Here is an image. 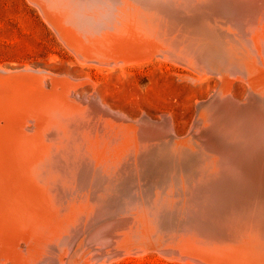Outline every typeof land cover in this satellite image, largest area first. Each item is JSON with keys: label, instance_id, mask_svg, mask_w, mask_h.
Here are the masks:
<instances>
[{"label": "bare ground", "instance_id": "6f19581e", "mask_svg": "<svg viewBox=\"0 0 264 264\" xmlns=\"http://www.w3.org/2000/svg\"><path fill=\"white\" fill-rule=\"evenodd\" d=\"M31 1L43 13L47 12L49 23L78 55L77 58L85 63L124 67L147 60H166L188 71L189 74H179L184 78L194 76L200 82L214 80L216 84L212 92L219 85L221 87L218 71L225 70L231 80V96L223 97L219 88L217 93L213 92L198 101L189 128L196 132L198 139H202L200 141L210 160L208 163L186 160L184 164L189 165L188 168L211 165L209 175L227 177L231 183L239 180L264 185V162L256 157L264 156V100L252 95L245 85L246 71H242L243 63L236 55L242 48L243 51L254 52L260 60L264 58V0H173L168 5L172 18L166 21L161 17L158 27L153 26L165 35L164 43L180 51V54L173 55L146 51L134 44L133 40L126 39L124 28L90 8L85 0ZM238 41L244 43L242 47ZM102 46L116 51L104 52ZM25 67L30 68L28 65ZM39 71V75L45 74L44 70ZM71 76L52 77V81L56 87L72 95L73 90L85 80ZM88 78L85 82H89ZM232 90L239 91L238 97H246L243 104L235 98L237 95ZM83 93L89 96L79 97L85 103L59 107L62 109L58 110L61 125H56L57 129L46 127L52 132L40 134L37 148L29 141H18L12 137L0 144V264H74L78 251L72 254L73 245L68 243V248L63 245L66 236L72 242L76 241L80 234L85 236L96 223L118 214L114 210L118 212L117 209L129 205H143L136 198V191H128L121 186L143 176H134L133 172L139 166L145 168L157 163L158 155L154 157L151 151L157 146L160 151L162 146L172 142L169 137L177 133L172 118L168 113H163L159 120L147 114L139 116L137 119L143 125L159 128L145 132L136 122H131L136 118L131 119L126 113L107 105L94 87ZM8 100L10 104L20 105V98L16 95ZM55 100L52 97L47 101ZM4 102L0 100V109L13 110ZM89 104L100 106L102 112L90 113ZM236 105H246V110L253 109L258 115L251 113L255 119H251L252 116L243 117L239 125L242 132L236 139L227 142L233 147L232 151H228L220 148L217 142L208 141L206 136H211L207 132L209 130L213 129L215 132L212 134H218L225 129L226 118H242L243 112L238 113ZM9 114L16 125L25 127L20 113ZM222 138L225 137H218ZM134 144L139 146L135 148ZM151 157L153 160H148ZM58 175L65 181L66 194L58 202L54 201L55 196L36 199L29 213L32 203L24 201L25 194L29 190L37 194L38 186L60 185L59 180L53 179ZM28 219L35 225L32 226ZM54 221L55 225H52ZM85 226L91 227L84 229ZM102 232L104 230L93 234L96 237ZM93 234L89 235L86 245L95 249V245L100 247L101 243L91 244ZM107 253L96 257L94 264L98 259L116 256Z\"/></svg>", "mask_w": 264, "mask_h": 264}, {"label": "water", "instance_id": "95a60500", "mask_svg": "<svg viewBox=\"0 0 264 264\" xmlns=\"http://www.w3.org/2000/svg\"><path fill=\"white\" fill-rule=\"evenodd\" d=\"M28 1L37 8L42 19L53 30L57 38L70 49L49 23L47 12L43 13L34 2ZM85 1L90 8L96 9L104 18L124 28L126 39L133 40L134 44L140 45L146 51L180 54V51L173 50V46L167 42L164 43V34L159 33L156 27L153 28L157 26L159 18L162 17L166 21L172 18L173 14L168 5L173 0ZM238 42L242 47L244 43ZM102 49L110 53L116 51L108 46H102ZM243 50L240 48L236 55L237 59L243 63L242 71H246L244 72L245 83L252 95L263 97L261 100H264V58L260 60L261 58H258L254 52ZM71 52L75 55V52L72 50ZM80 62L85 63V61ZM1 66L0 100H5V106L13 110L0 109L3 111L0 114V128H2L0 129V144L12 137L17 138L18 141H29L37 148L40 145V134L52 132L46 127L57 129L56 125H61L58 111L62 110L60 106H73L86 102L79 99L85 96L83 91L78 90L79 88L74 89L70 95L61 87L54 85L50 73L60 72L33 65H30V68ZM39 70H44L45 74L39 75ZM219 71L217 75H220L222 80L221 95L231 96L229 74L222 69ZM15 95L20 98V105L9 103L10 96ZM52 97L56 100L47 101ZM235 98L240 99L239 102L242 104L246 99V97L239 98L238 96ZM89 105L90 113L103 110L96 104ZM236 106L238 113L243 112L241 113L242 118H226L227 125L223 126L226 127L225 129L218 134H212L215 132L213 129L209 130L207 132L211 136H206L208 141L217 142L220 148L228 151H232L233 147L227 142L236 139L242 132L239 125L241 121L243 122V117L252 116L251 113L257 114L253 109L246 110V105ZM220 108L223 112L222 105ZM10 112L20 113L25 127L16 125L9 117ZM131 122H136L137 126L145 132L159 129L147 126L148 124L143 125L138 119L131 120ZM194 132L188 129L182 134L175 133L174 136L169 137L172 142L168 146L164 147L160 144L162 146L160 151H158V146L154 151L150 150L154 157L158 155L157 163L153 166L147 165L145 168L139 166L138 170L133 172L134 176L137 174L143 176L127 181L121 186L124 189L127 188L128 191H136L138 193L136 198L143 205H129L117 209L118 212L114 210L118 214L112 216L113 218L96 223L90 228L91 230L86 232L85 236L80 234L72 254L76 251L82 253L76 258L74 264H82L86 259L87 251L92 248V245L85 247L89 235L102 230L104 232L96 237L93 234L94 238L91 240V244L101 243L103 248H100V257L104 253L111 252L116 255L114 259L119 260L128 256L154 252L168 260L196 264H264V185L248 184L239 180L231 183L227 177L209 175L208 172L213 167L211 165L204 166V168H201L203 167L201 165L188 168L189 165L184 164L186 160L193 163H208L210 160L200 141L202 139H198V135ZM219 136L225 138L218 139ZM199 142L201 144H198ZM148 148L150 149L147 145ZM256 157L264 162V156ZM148 160H153V157ZM145 163L146 161L143 162ZM53 179L59 180L61 184L57 186L54 183L52 187L38 186L37 194L30 190L25 194L26 200H22L32 203L29 213L35 206L36 199L43 198V196H55L54 201L58 202L66 194L65 181L59 175ZM33 198H35L34 201ZM28 220L32 226L35 225L34 221ZM52 225H55V221ZM89 227L91 226H85L84 229H89Z\"/></svg>", "mask_w": 264, "mask_h": 264}, {"label": "rangeland", "instance_id": "374dc122", "mask_svg": "<svg viewBox=\"0 0 264 264\" xmlns=\"http://www.w3.org/2000/svg\"><path fill=\"white\" fill-rule=\"evenodd\" d=\"M75 55L57 38L28 0H0V67L33 65L60 72L51 74L55 78L72 75L73 78L87 81L89 77V82L83 81L84 84L76 87L79 91L94 87L107 105L134 119L147 114L159 120L163 113H168L179 134L190 128L197 111V102L213 92L217 93L220 88L219 85L212 92L216 84L212 79L200 82L194 76L184 78L181 75L189 74L188 71L166 60H147L124 67H111L82 63ZM232 92L237 96L240 94L239 91ZM85 97L89 98L88 95ZM134 145L135 148L139 146ZM78 238L70 242V237L66 236L63 245L68 248L67 244L71 243L75 248ZM92 248L88 250V253L91 252L89 255L86 253L88 261L85 259L82 264H94L95 258L101 255L102 245H95L93 251ZM115 257L98 259L96 264H196L168 260L154 252L119 260H115Z\"/></svg>", "mask_w": 264, "mask_h": 264}, {"label": "trees", "instance_id": "16d2710c", "mask_svg": "<svg viewBox=\"0 0 264 264\" xmlns=\"http://www.w3.org/2000/svg\"><path fill=\"white\" fill-rule=\"evenodd\" d=\"M0 63H1V61H0Z\"/></svg>", "mask_w": 264, "mask_h": 264}]
</instances>
